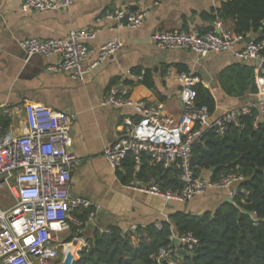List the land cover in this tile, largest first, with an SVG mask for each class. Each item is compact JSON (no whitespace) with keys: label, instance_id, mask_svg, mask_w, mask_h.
Returning a JSON list of instances; mask_svg holds the SVG:
<instances>
[{"label":"built area","instance_id":"1","mask_svg":"<svg viewBox=\"0 0 264 264\" xmlns=\"http://www.w3.org/2000/svg\"><path fill=\"white\" fill-rule=\"evenodd\" d=\"M75 0H25L23 12L62 11L70 8ZM149 16L148 10H109L104 19L113 21L119 28L138 29ZM127 20V23L125 22ZM245 35L228 32L219 20L213 28L202 32L197 29L162 30L152 39L163 50H185L201 59L212 55L232 53L244 63H255L258 71L256 85L260 96L243 107L228 110L216 116L207 107H198L196 87L200 80L192 73H180L182 117L176 120L165 116L162 108H154L145 101H135L130 87L117 84L110 87L104 107L117 110L133 109L135 117H128L120 129L117 142L109 147L104 157L118 171L132 156L135 173L142 172L146 162L165 170H181L178 190H164L156 179L144 182L136 179L126 185L130 190L161 198L167 203L187 204L212 191H229L231 200L240 194H248L241 188L243 175L226 174L211 179L198 174L192 164L193 146L206 134L215 133L225 137L231 126L240 127L245 116L254 118V128L264 124V39L248 43ZM96 34L87 30H74L65 39H27L20 43L27 60L34 56L58 57L59 62L49 71L65 73L73 81L84 82L88 74L107 61L122 48V42L112 40L104 43L96 61L88 63L89 43ZM136 82H143L146 72H129ZM74 116L53 111L33 104L29 108L27 133L13 137L0 124V264H76L71 251L75 243H83L80 252L88 246L83 238L87 222L95 218L94 205L84 198H72L74 167L79 160L70 153ZM80 213H87L88 221ZM161 228V224L157 225ZM134 226L132 230H137ZM75 230V237H68ZM101 234L109 230L100 229ZM191 254L198 240L192 234L172 236L170 241ZM176 249H162L155 259L163 264L165 259L174 264Z\"/></svg>","mask_w":264,"mask_h":264},{"label":"crops","instance_id":"2","mask_svg":"<svg viewBox=\"0 0 264 264\" xmlns=\"http://www.w3.org/2000/svg\"><path fill=\"white\" fill-rule=\"evenodd\" d=\"M24 1L0 0V124L13 137L26 134L29 108L33 104L75 117L69 151L79 162L74 167L71 197L89 200L95 212L94 220L86 221L84 239L88 241L94 231L100 229L118 227L128 232L134 226L159 225L169 222L170 216L178 211L193 215L215 212L231 201L229 191L216 190L187 204L167 203L126 188L118 176L119 171L124 172V167L114 170L104 153L119 139L125 120L135 117V113L133 109L103 106L110 87L125 84L130 87L135 101L162 108L165 116L181 120L179 69L186 70L182 73L194 74L212 93L216 116L259 100L260 96L253 94L240 99L229 97L219 78L229 66L256 67L255 63H244L232 53L201 59L190 51L160 49L152 39L162 30L209 31L215 21L206 19L204 14L213 15L231 0H75L66 10L47 12H23ZM116 9L148 10L149 16L138 29L119 28L115 22L104 19L107 11ZM74 30L96 34V39L89 43V64L97 60L104 43L119 40L123 44L117 53L92 70L84 82L73 81L65 73L49 71L59 62L58 57L34 56L27 60L20 45L27 39H65ZM249 37L258 40L259 35ZM142 70L149 76L152 88L128 75ZM175 236H178L176 232ZM79 244L82 247L83 243H75L76 251H71L75 255L79 252L80 257L83 250L80 252ZM180 248L175 246L174 257L183 258L177 253ZM175 261L182 264L179 259Z\"/></svg>","mask_w":264,"mask_h":264},{"label":"trees","instance_id":"3","mask_svg":"<svg viewBox=\"0 0 264 264\" xmlns=\"http://www.w3.org/2000/svg\"><path fill=\"white\" fill-rule=\"evenodd\" d=\"M204 17L221 21L230 33L246 37L258 34V40L264 39V0H231L213 15L206 13ZM256 70L247 64L227 67L219 77L226 94L239 99L257 95ZM184 71L179 69L180 73ZM143 82L153 87L147 73ZM196 90L197 106L207 107L214 114L216 101L212 93L201 84ZM253 125L254 118L245 116L241 126H231L225 137L206 134L193 146L192 157L197 173L211 179L226 174L243 175L241 188L248 191L247 195L240 194L215 212L203 215L175 212L169 222L161 223V228L150 224L124 232L111 227L109 234L96 230L76 264H156L162 249L175 248L170 241L175 232L178 236L192 234L199 241L184 264H264V124L258 129ZM180 173L179 168L165 170L146 162L136 175L134 158L130 156L118 176L125 185L134 179L147 183L156 179L162 189L178 190ZM80 217L84 222L88 220L87 214Z\"/></svg>","mask_w":264,"mask_h":264},{"label":"water","instance_id":"4","mask_svg":"<svg viewBox=\"0 0 264 264\" xmlns=\"http://www.w3.org/2000/svg\"><path fill=\"white\" fill-rule=\"evenodd\" d=\"M132 11H133V10H132ZM125 22L127 23V20H125ZM251 41H252V38L249 37V38L247 39V42L250 43ZM263 68H264V65H263ZM212 171L214 172L215 169H213ZM201 215H203V214H201ZM176 245L179 246V243H178L177 240H176ZM177 253H178V256L183 257V258H186V257H188V256H191V254H189L187 251H185V250L182 249V248H180V249L178 250ZM71 261H72V255L69 256L67 263L70 264ZM163 264H174V263H172V262H170L169 260L165 259V260L163 261Z\"/></svg>","mask_w":264,"mask_h":264},{"label":"rangeland","instance_id":"5","mask_svg":"<svg viewBox=\"0 0 264 264\" xmlns=\"http://www.w3.org/2000/svg\"><path fill=\"white\" fill-rule=\"evenodd\" d=\"M74 237H75V230H72V236H70V238H68V241L73 240ZM176 259H179V260L182 262V264H184V258L174 257V261H175ZM175 262H176V261H175Z\"/></svg>","mask_w":264,"mask_h":264},{"label":"bare ground","instance_id":"6","mask_svg":"<svg viewBox=\"0 0 264 264\" xmlns=\"http://www.w3.org/2000/svg\"><path fill=\"white\" fill-rule=\"evenodd\" d=\"M80 247H81V245L79 244V248H80ZM79 248H77V249H79ZM71 249L73 250V252L76 251V249L74 248V246H72Z\"/></svg>","mask_w":264,"mask_h":264}]
</instances>
